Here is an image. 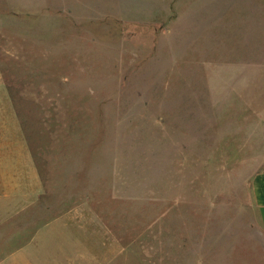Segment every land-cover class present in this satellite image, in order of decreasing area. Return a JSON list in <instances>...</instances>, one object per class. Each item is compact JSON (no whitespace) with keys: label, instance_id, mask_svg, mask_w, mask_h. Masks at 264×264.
Here are the masks:
<instances>
[{"label":"rangeland","instance_id":"1","mask_svg":"<svg viewBox=\"0 0 264 264\" xmlns=\"http://www.w3.org/2000/svg\"><path fill=\"white\" fill-rule=\"evenodd\" d=\"M0 136L34 264H264V0H0Z\"/></svg>","mask_w":264,"mask_h":264},{"label":"crops","instance_id":"2","mask_svg":"<svg viewBox=\"0 0 264 264\" xmlns=\"http://www.w3.org/2000/svg\"><path fill=\"white\" fill-rule=\"evenodd\" d=\"M34 158L26 139L0 136V264H34L38 253L28 246L34 238L32 232L28 233L30 224L33 226L37 213L65 203L61 197L52 205L46 201L45 196L51 195L52 190L50 180L42 175ZM252 190L253 202L264 220V166L255 174ZM19 217L20 221L15 220ZM61 225L62 220L56 219L55 226ZM66 225L64 220L63 226ZM41 229L37 237L40 241L45 236Z\"/></svg>","mask_w":264,"mask_h":264}]
</instances>
